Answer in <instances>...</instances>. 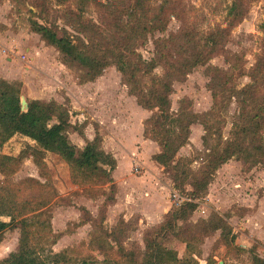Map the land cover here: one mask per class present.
Masks as SVG:
<instances>
[{
	"label": "rangeland",
	"instance_id": "1",
	"mask_svg": "<svg viewBox=\"0 0 264 264\" xmlns=\"http://www.w3.org/2000/svg\"><path fill=\"white\" fill-rule=\"evenodd\" d=\"M127 1L131 0H99L101 4L85 5L81 0H0V31L4 35L0 40V50L11 47L25 55L22 40L34 39L39 41L40 46L42 43L46 46L47 54L54 56L58 64H63L59 51L32 29V21L51 27L58 35H63L65 30L74 38L99 41V35L93 32L83 34L75 29L70 12L84 16L85 21H94L98 29H103L105 23L114 21V10L125 9ZM168 1L173 2L170 9L160 12L161 4ZM232 1L149 0L145 5H150L151 10L146 20L154 15L148 21L155 22V29L140 35L134 42V49L144 60L154 57L157 41V50L167 53L171 63L180 62L189 57L193 49L199 48L202 31L226 27L230 21L236 22L221 39V49L214 56L189 70L182 68L187 74L177 72L178 77L171 81V110L177 114L183 109L191 122L188 142L179 148L174 160L169 163L174 165L181 160L188 174L185 182L180 178L174 181L170 169L152 160L160 147L156 143L149 147L151 143H146L151 137L146 134L144 137L143 124L145 118L155 110L144 111L136 105V98L130 97L123 75L114 64L104 68L94 79L91 88L77 87L76 84L87 81H82L79 71L68 65L57 73L56 79L60 83L57 85V81H52L46 88L31 84L23 89L21 82L0 76V79L20 84L21 96L27 103L34 94L45 102L52 100L50 96L53 94L57 95L69 110V120L72 124L75 122L73 128L69 129L72 143L75 142L74 131L81 132L83 125L91 122L103 137L101 147L104 152L113 155L116 164L119 156L121 162H126L122 165L124 174L120 182H73L71 185L69 178H63L64 172L70 171V168L58 155L51 154L49 159L56 167L59 178H49L46 165L37 166L34 163L30 154L34 144L29 138L24 139L25 136L18 134L3 144L0 155H21L22 158L14 164L13 173L1 174L0 209L10 212L16 216L15 220H19L18 213L42 208L44 213L38 217L42 223L32 227L34 233L31 237L32 244L43 248L42 256L52 250L64 252L67 256V261L57 264H79L81 260L95 264L94 259H106L108 264H118L128 252L141 258L146 242L158 238L163 245L175 250L179 258L190 252L198 264H218L219 261L223 264H252L253 254L264 258L262 153H254L258 156L252 160L230 158L221 164L205 192L193 191L195 195L203 197L200 204H206L204 208L196 204L192 214L178 220L174 229L164 227L167 220L164 212L179 209L171 205V189L192 191V180L201 178L202 172L208 170L209 149L221 139L224 142L234 137L231 134L233 124L240 122L239 103L233 97L229 98L228 94L219 93L217 106L212 110V92L217 84L224 81L227 82V90L247 84L250 81L247 71L254 63L256 54L264 53V0H235L237 12L229 14ZM31 33H36V37ZM165 69L166 65L159 64L150 74L162 76ZM150 74L143 79L148 86ZM68 90L72 91L73 98L67 95ZM70 99H73L72 104H69ZM203 135L207 137L206 144L203 143ZM146 137L148 140H145ZM257 140L264 145V125ZM123 142L130 145L129 150L134 151L133 159L130 158L131 151L123 152L120 149ZM117 153L120 155H115ZM41 156L47 158L49 155L43 153ZM135 163L143 167L142 175L133 172ZM38 173L46 178H37ZM144 180H150L152 187L149 188ZM158 190L161 193L157 196L160 208L156 211L149 200L151 194ZM86 208L89 209L82 212ZM214 215L229 225V244L222 239L221 229L210 227ZM140 218H143V222ZM0 220L8 221L9 217L0 216ZM47 221L54 226L48 228ZM19 228L14 221L11 228L0 236V260L17 250ZM181 238H189L188 250Z\"/></svg>",
	"mask_w": 264,
	"mask_h": 264
},
{
	"label": "trees",
	"instance_id": "2",
	"mask_svg": "<svg viewBox=\"0 0 264 264\" xmlns=\"http://www.w3.org/2000/svg\"><path fill=\"white\" fill-rule=\"evenodd\" d=\"M81 1L85 5L101 4L99 0ZM146 2L148 3L149 0H131L125 9L114 8V21L105 23L103 29H98V24L94 21H85L84 16L70 12V14L72 13L70 19L74 23L75 29L83 34L93 32L95 35H99L100 42L85 41L81 37L74 38L65 30L63 35H58L56 30L36 21H32V29L39 33L48 45L59 51L61 62L64 65L74 67L79 71L82 81L95 79L105 67L114 64L123 75L130 94L136 97L138 104L146 109L155 110L147 120L144 129L145 134L150 135L161 146V151L156 153L153 159L173 171L174 181L180 178L182 182H185L188 174L182 167L181 160L174 165H169V163L174 160L179 148L188 142L191 122L183 109L177 114L171 110V81L178 77L177 72L187 74L185 71L189 70L188 68L214 56L221 49L219 47L221 39L236 22L230 21L226 27L209 28L202 31L203 38L199 39V48L193 49L190 56L180 62L171 63L167 53L164 54L163 51L157 50V41L155 42L154 57L144 60L134 49V42L141 37L140 35H146L148 31L155 29V22L148 21L154 15L146 20L151 10L150 5H145ZM171 4L173 2L162 3L160 12L170 9ZM237 7L236 1H232L228 8L229 14H235ZM119 11L121 12L119 13ZM138 15H141L142 18H138ZM159 64L166 65L162 76L151 75V71ZM182 68H185L184 72ZM149 74L151 82L148 86L143 79ZM247 76L250 81L240 88L227 90V82L224 81L217 84V88L212 92L214 101L212 110L217 106V95H220L219 93L228 94L229 98L233 97L239 103L240 122L233 124L231 134L234 137L226 139L224 142L221 139L215 147L209 149L208 170L202 172L201 178L192 180V192L195 190L205 192L217 168L228 159L252 160L253 157L264 154V145L258 143L259 140H257L264 125V53L256 54L254 63L247 71ZM20 87V84L16 82L0 79V148L12 136L19 134L34 141L30 154L37 166H45L41 154L50 152L58 155L68 164L74 183L105 184L112 181L110 174L115 162L111 155L100 148L99 135L87 142L81 150H77L68 137L69 129L73 128L68 110L52 101L31 99L28 100L27 110L23 111L20 104ZM203 143H207L205 135H203ZM21 158V155L19 157L0 155V174L13 173L15 171L14 164L19 163ZM194 206V204H186L178 210L168 212L164 227L174 229L178 220L186 219L188 215L192 214ZM43 213L44 211L39 207L30 210V212L18 213L19 220H15L16 216L0 209V216L9 217L8 221L0 220V236L11 228L14 221L20 227L17 250L10 252L7 257L0 260V264H57L64 260L67 261L64 252L50 250L46 256H42L43 248L32 244L31 237L34 233L32 227H37L42 223L38 217ZM215 219H217L216 222H214ZM47 226L51 228L49 221H47ZM210 227L221 229L222 239L226 244L230 243L231 238L228 236L231 230L222 218L214 215ZM182 240L188 250L189 238ZM188 253L187 256L179 258L175 250L166 247L160 239L156 238L146 242L145 253L141 258L128 252L123 255L124 260L118 264H198L191 253ZM252 261V264H264V258L257 254H253ZM93 262L108 264L106 259H94ZM79 264H89V262L81 260Z\"/></svg>",
	"mask_w": 264,
	"mask_h": 264
},
{
	"label": "crops",
	"instance_id": "3",
	"mask_svg": "<svg viewBox=\"0 0 264 264\" xmlns=\"http://www.w3.org/2000/svg\"><path fill=\"white\" fill-rule=\"evenodd\" d=\"M2 34L3 33H1V31H0V40L4 36V35L2 36ZM31 34L34 35L33 37H36L35 36L36 33H31ZM22 43H23V45H25V50H24L25 59H21V58H17V57H14V58L13 57H9L8 53L5 51V49H9V48H5V47L3 48L2 47L3 49L0 50V76H2L5 79L9 78V79H12L14 81L21 82V85H22L23 89L27 88L28 86H31V84L33 86L37 85L39 87L46 88V87H48L50 85V82H52V81L53 82L57 81V85H58L60 83L59 82L60 80L56 79L57 78V73L59 72V70L64 69L65 65L61 64V63L58 64L55 61L54 56L52 57V55H49V53L47 54V52H46L47 48H46L45 45H43L42 42H41L42 46L39 45V41L36 42L34 39L33 40L30 39V40L25 41V42H24V40H22ZM21 69H23L26 72V74H24ZM29 74H31V75L29 76ZM93 81H94V79L90 80V81H87V82H84L82 84L79 82L80 84H76V86L80 87V89L82 87H85V88L86 87H90L91 88L92 86H94L93 85L94 84ZM63 82L64 81L62 80V83ZM68 91L66 92L67 95L70 98H73L74 95H73L72 91L71 90L69 92ZM53 95L50 96V97H53V98H52V100H49V101H52V102H54L56 104H59V105H62V106L65 105L57 97V95H55V94H53ZM133 96L134 95L130 94V97H133ZM31 98L32 99H38V100H41V101H45L41 97L36 96V94L32 95ZM70 100H71V102H69V104H72L73 103V99H70ZM136 105L140 109H142L144 111L150 110V109H146V108L142 107L141 105L138 104V102H136ZM68 112H69V110H68ZM132 117L135 119L134 115ZM150 117H151V115L149 117L145 118L146 120H145V122L143 124L144 129H145L146 121ZM70 123L72 124L71 121H70ZM73 123L75 124V122H73ZM74 124H72V125H74ZM83 126L84 127L81 129L82 130L81 132H78L77 130L74 131L75 142H73V144L76 146V149L77 150H81L85 146V144L87 142H89V141H92L96 135H99V137H100V148L102 149L101 144H102V141H103V137H101V135L99 134L98 130L96 128L94 129V127H93L91 122H88V123L84 124ZM144 129H143V134H144V137H145ZM17 135L18 134H15L14 136H17ZM68 137L69 138L72 137L71 135H69V131H68ZM25 138H27V137H24V139ZM145 140H148V138L146 137ZM30 141H32V140H30ZM32 143L34 144V141H32ZM146 143H151V144H149L150 145L149 147H152L151 145H154L153 143H156L157 145H159L156 141H154L152 139V137H151L150 141H147ZM126 145H128V146H126ZM147 145L148 144H146V147H147ZM129 146H130L129 144H124V142H123V145H120V149L122 148L123 152H130L131 151V157L130 158L133 159L135 157V153H134L133 150H129L128 149ZM159 147H160V150L158 152L161 151V146L159 145ZM158 152H156V153H158ZM46 153L49 156L47 158L43 157V161H44L46 167L48 168L47 177H49V178H59L58 175H57V172H56V167H54L53 163L49 159V157H51V154H53V153H50V152H46ZM105 153H107V152H105ZM156 153L153 154V157H154V155ZM107 154H109V153H107ZM109 155H111V154H109ZM115 155H120V154L117 153ZM111 156H112V158H113V160L115 162L114 168L112 169L111 174H110L111 178H112V183L114 181L120 182V180H123L122 176L124 174V172L122 170L123 169L122 165H125L126 162L125 161L121 162L122 159L119 156V158H117L118 164H116V160H115L114 156L113 155H111ZM153 157H152V160H154ZM64 163L68 166V164L66 162H64ZM121 163H123V164H121ZM161 166H163V165H161ZM165 168L170 169L169 167H165ZM142 174H143V170L140 173H138V174L135 173V175H142ZM172 175H173V171H172ZM0 177H2L1 174H0ZM37 178H46V177H43V176H41V174L38 173ZM63 178H69L70 181H71V185H73V181H72V177H71V172L70 171L67 170L66 173L64 172ZM144 182H145V184H148L149 188L152 187V184L150 183V180H144ZM160 194L161 193L159 192V190L155 191L154 193L151 194V198L149 200V203L152 205L153 209L156 210V211H158V209L160 208V203L157 200V196H159ZM205 205H201V206H203L202 208H204ZM161 207H162V205H161ZM88 209L89 208H86L85 210H82V212L86 211ZM170 211H172V210H168L167 212H164V214H167ZM143 215H145V214L143 213ZM52 219L53 218L51 216V220ZM126 220H128V219H126ZM140 221L143 222V218H140ZM53 226H54V224H53ZM53 226H52V222H51V227H53ZM55 232H57V231H55Z\"/></svg>",
	"mask_w": 264,
	"mask_h": 264
},
{
	"label": "built area",
	"instance_id": "4",
	"mask_svg": "<svg viewBox=\"0 0 264 264\" xmlns=\"http://www.w3.org/2000/svg\"><path fill=\"white\" fill-rule=\"evenodd\" d=\"M5 51L8 53L9 57H17L21 59H25V55L19 54L17 50L13 48L5 49ZM142 166L140 163H135L133 166V171L134 173H140L142 171ZM170 202L171 205L174 206L175 208H180L186 204H194L197 206L200 204L201 199L203 197L195 195L191 190L185 189V190H180V189H171L170 191ZM201 206V204H200Z\"/></svg>",
	"mask_w": 264,
	"mask_h": 264
},
{
	"label": "water",
	"instance_id": "5",
	"mask_svg": "<svg viewBox=\"0 0 264 264\" xmlns=\"http://www.w3.org/2000/svg\"><path fill=\"white\" fill-rule=\"evenodd\" d=\"M20 104H21V109L23 111H26L27 110V107H28V103L26 102L25 98H23L22 96L20 98ZM218 264H223V262L222 261H219Z\"/></svg>",
	"mask_w": 264,
	"mask_h": 264
}]
</instances>
